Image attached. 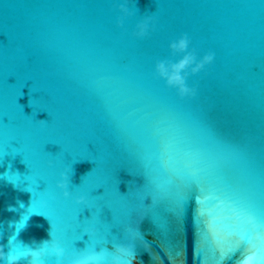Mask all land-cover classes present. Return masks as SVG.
Wrapping results in <instances>:
<instances>
[{
  "label": "water",
  "instance_id": "95a60500",
  "mask_svg": "<svg viewBox=\"0 0 264 264\" xmlns=\"http://www.w3.org/2000/svg\"><path fill=\"white\" fill-rule=\"evenodd\" d=\"M192 52L214 61L187 69L182 97L156 65ZM233 232L264 247V0H0L5 251L217 264Z\"/></svg>",
  "mask_w": 264,
  "mask_h": 264
},
{
  "label": "clouds",
  "instance_id": "9594fccd",
  "mask_svg": "<svg viewBox=\"0 0 264 264\" xmlns=\"http://www.w3.org/2000/svg\"><path fill=\"white\" fill-rule=\"evenodd\" d=\"M120 11L124 13L125 16L130 15L128 8L123 5L120 7ZM123 23L124 20L121 18L119 21V26L123 27ZM150 23V19H145L142 23L138 24V31L134 33V35L141 38L146 36ZM189 44L190 40L185 34L178 41L173 42L170 45V48L173 53L183 54L187 53ZM213 61V53L205 55L200 62H197V57L195 53L192 52L184 55L183 59H181L178 63L159 62L156 65V72L160 78L166 80L169 87L177 88L179 90V94L182 97L186 95H195V90L186 86L187 69L191 67L192 74H196L203 70L206 65L212 64ZM193 65H195V67H192ZM62 179L64 182L59 183L58 187L63 190L64 197L68 198L70 196V192L67 189L69 187L68 181L70 178L65 175ZM77 203L84 204L83 198L78 199ZM8 210L16 211V208L14 206H10ZM18 222L10 224V227H15V224ZM2 239L3 234L0 233V240ZM49 244L50 239L43 240L39 243L33 241L32 245H25L28 248V251L21 256L11 254L8 250L5 251L4 245L0 244V264H21V261H24L25 264H44L45 257L47 256H54L57 261H59L64 255V251L60 247L59 242L51 243L50 251L48 250ZM115 264H118V262H115Z\"/></svg>",
  "mask_w": 264,
  "mask_h": 264
},
{
  "label": "snow or ice",
  "instance_id": "6c2138e0",
  "mask_svg": "<svg viewBox=\"0 0 264 264\" xmlns=\"http://www.w3.org/2000/svg\"><path fill=\"white\" fill-rule=\"evenodd\" d=\"M85 235H87L90 240L88 234L86 233ZM108 247L112 248V245L109 244ZM62 249L64 255L60 258L58 264H65L66 251L64 248ZM78 250L79 249H77V251ZM215 253L217 264H232L237 258L238 264H264V247L254 244L252 240L248 238L247 234H241L238 232L229 233L222 239L219 246L216 248ZM129 254L130 252L122 251L120 255H115L113 251L111 264H113L114 261L118 262V264H127V257Z\"/></svg>",
  "mask_w": 264,
  "mask_h": 264
}]
</instances>
